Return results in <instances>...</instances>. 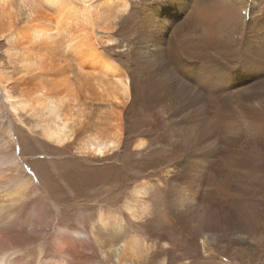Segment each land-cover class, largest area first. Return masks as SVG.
<instances>
[{
  "label": "bare ground",
  "instance_id": "bare-ground-1",
  "mask_svg": "<svg viewBox=\"0 0 264 264\" xmlns=\"http://www.w3.org/2000/svg\"><path fill=\"white\" fill-rule=\"evenodd\" d=\"M145 1L137 3L136 8L132 0H23L25 4L41 5V9L29 17L28 10L20 6L21 0H0V39L9 43L6 53L15 64L17 79L22 81L12 88L9 74L0 65V125L7 122L0 130V226L4 218L15 214L18 201L23 203L26 190L30 186L37 189L32 185L37 180L31 166L39 165V160L29 163L23 151L20 156L18 126L8 113L20 122V113H28L33 118L28 131L32 134L36 129L53 149L66 153L65 148L76 142L85 119L91 101L87 93L105 102L110 111H102L92 130L76 142L74 152L78 157L115 155L124 145L127 109L146 117L149 110L180 114L193 108L185 115L188 130L186 125L181 126L183 136L197 130L191 129L197 120L213 117L214 121L200 133L193 131L191 140L174 134L171 139L175 138L176 148L191 143L195 146L201 137L213 136L215 130H233L235 125H231V121L239 113L256 134L252 138L239 136L220 140L222 151L239 165L249 163L245 156L252 151L256 155L252 161L257 164L264 161V105H250L238 91L245 82L264 83V1L253 0L249 4L247 0H154L162 9H169V14L158 12L155 3ZM192 2L197 5L192 7ZM134 11L138 12L133 14ZM124 14H133L134 22L143 25L147 34L142 45L130 37L133 41L129 49L138 54L135 61H130L133 68L103 49L106 43L115 42L111 31L114 32L117 20ZM209 49L218 50L221 58L201 53ZM170 63L178 67L177 74ZM190 80L198 82L197 86H192ZM200 103L203 105L196 107ZM146 147L145 139L135 140L134 150ZM67 159L64 158L60 168L56 167L52 173L41 172L47 180L48 197H52L54 191L75 192L73 184L93 186L105 178L97 169L92 181L83 180L87 168L78 161L68 164ZM164 182L161 179L138 182L120 210L104 207L102 202L107 197L96 199L98 208L90 217L79 207V213L72 217L79 226L74 227L65 220L64 212L54 201L57 219L65 224H58L56 232L59 233L53 234L54 252L46 255L41 243L35 254L25 251L23 246L4 251L5 247L1 246L4 237H0V264H77L74 259L80 248L93 246L100 249L104 263L112 259L115 264H141L140 260L148 255L150 264L162 254L170 253L173 247L172 242L165 239L167 233L162 232L161 238L155 241L138 229L151 219L173 225L180 223L181 227L189 223L192 230L189 240L213 256L211 246L218 233L244 232L251 229L260 216L264 218V205L255 209L256 206L248 203L244 190L227 183H213L214 192L227 201L225 208L219 209V205L211 201L208 196L212 191L206 194L196 188V184L204 186L203 182H195L187 185L176 198L167 199L160 194L161 200L176 208L158 210L155 195L156 191H164L161 187ZM49 216V213L46 217L35 211L34 219L22 220L17 214L13 217L25 229L30 228L29 232L39 231L44 237ZM2 229L0 227V231ZM165 263V259H161L157 264Z\"/></svg>",
  "mask_w": 264,
  "mask_h": 264
},
{
  "label": "rangeland",
  "instance_id": "rangeland-1",
  "mask_svg": "<svg viewBox=\"0 0 264 264\" xmlns=\"http://www.w3.org/2000/svg\"><path fill=\"white\" fill-rule=\"evenodd\" d=\"M141 1L143 0H132V3H134V7L137 8L139 6L137 3ZM155 1L146 0L145 2L154 4ZM247 1L251 4L253 0ZM155 5V9L158 12L162 14L170 13L168 11L169 9L164 10L157 3H155ZM194 5L197 4L192 2V7ZM188 10L190 12V8H188ZM137 12L138 11L133 14ZM183 12H186V10ZM128 14L122 15V17L117 20L118 23L114 28V32L111 31V34L113 33L116 38L115 42L106 43L103 49L107 54L115 57L125 65L130 66V61H135L136 57H138V54L135 53L133 49H129L132 41L136 40L140 43L139 45H142V42L145 41V39L147 40V34L143 25L134 22L136 19L132 16L133 14L131 16H128ZM123 38H126V40ZM8 48L9 43L4 39H0L1 68L4 67L3 69L7 75L9 74L10 86L13 85L18 87L19 84H22V81L17 79L19 78V74H17L12 58L6 53ZM201 53L211 57L221 58L218 50L209 49ZM169 65L177 74L178 67L172 63ZM130 67L133 68L132 64ZM188 82H190L192 86H197L196 84L198 83H194L193 80ZM257 82L260 83V81H256V83ZM245 83L241 84L238 88L240 95H242V99L249 102L252 106L257 107L264 105V83L258 85H254L253 81ZM87 95L91 101H89L87 105L85 119H83L82 126L80 130H78L76 142L79 141L81 136L92 130L93 125L100 118L102 111H110L106 109L105 102L95 99V97L91 98L92 96L89 93H87ZM202 105L203 103H200L197 104L196 107ZM191 109L193 108H188L180 114L172 111L155 113L153 110H149V114L146 117L143 115L139 117L136 115L135 111L127 109L124 145L115 155H111L107 158L78 157L74 152V148L77 144L76 142L71 143L65 148L67 151L66 153H59L38 134L36 129L32 134L28 131V127L33 125V118H31L28 113H20L21 122L16 120L15 115L8 113L11 115L13 123L18 126L17 149L19 150L20 156L22 157L23 152L26 153L29 163L39 160V165L35 167L30 164L31 168L33 167L32 172L37 180L36 183L33 182L32 185L35 184L37 189L30 186L26 190L22 197L23 203L18 201L14 207L15 214H17V218H21L22 220L27 217L33 218L35 211L42 212L46 217L49 213L50 216L47 218L49 220H47L48 224H46L47 227L43 237L39 231L37 233H32L29 232L30 228L25 229V226L21 224V222H18V224L13 217L15 214L13 216L6 215L7 217L3 219V224L0 226L3 228L2 231H0V237H4L1 243V246L5 247L4 251L13 248V246H23L22 248L25 249V251L30 250V253L35 254L37 253V245L41 243L43 245V250L46 252L45 254H52L56 249L53 244V238L59 233V231L56 232V230L59 229L57 225L60 224L61 226H65V224L60 223L57 219L58 215L55 208L56 205L53 204L54 201L59 204L60 210L64 212L65 220H68L70 222L69 224L73 227L79 226L72 218H75V215H77L79 207H82L83 212L90 217L98 208V205L95 204L96 199L100 200L101 198L104 199L107 197L106 201L102 202L104 207L120 210L125 200L130 196L135 184L142 180L155 182L156 179H161L165 181L161 184L164 191H156L155 195L157 199V206H155L158 207V210L164 208L166 210H175L176 208V205H170L167 201L161 200L162 197L160 198V194L162 196L163 193L167 199L176 198L183 192L187 185L195 182L204 183L202 187H199L198 184H196L197 187L195 186L196 188H200L201 192L205 191L204 193L206 194L209 191L213 192L212 195L208 197H211V201L219 205V209L222 207L225 208L224 202L226 200L217 192H214V184L216 183L218 185L219 183H227L228 185L235 186L238 190H244L247 193V197H245L249 199V202H247L253 204L254 207L256 206L255 209L262 208L264 205V161H260L258 164L257 161H252V157L256 156L254 151H252L248 152L245 156L249 163H246V165H239L235 161L230 160L229 157H226L221 147V141L224 139H232L239 136L252 138L255 136L256 130L249 125L245 117L244 119L243 116H241L242 114L237 113V115L235 114L236 117L231 121V125H235L233 130H218V132L215 130L213 133L215 132L216 134L212 133L213 136L210 134L209 137H201L199 140L200 143L195 146L191 143L176 148L177 143L174 140L175 138L171 139L174 134L176 136L179 134L182 138L185 137L191 140L193 131L194 133H200V131L209 128L212 121H214L213 117L207 118L205 121L197 120L198 123H194L191 129H197L198 131L191 130L190 133L183 136L184 130H181V126L186 125L185 129L188 130L185 115H188ZM5 121L2 122L3 124L1 123L0 130H2L3 126L7 123H5ZM139 138L146 140L147 147L141 151H136L134 150V142ZM3 149L5 148L3 147ZM64 158H69L66 160L68 164L72 161H78L82 163L83 168H87V171H84L83 180H93L98 170L104 173L99 174L105 178L101 179L97 185L93 186L73 184L75 192L71 193L65 190L54 191V193L57 194L48 197L46 194L47 192H45L47 180L41 175V172L47 170L48 173H52L55 171L56 167L60 168L59 166L62 164L61 162ZM252 163L255 164L257 168H254ZM48 173L46 175H48ZM45 177L47 178V176ZM153 192H155V190H153ZM61 215L62 214H60L59 217H61ZM189 225L188 223L186 226L181 227L180 223L173 225L163 220L151 219L148 224L138 228L141 232L149 234L155 241L161 238L162 232H165L168 234L165 235V239H169L173 244L170 253L162 254L155 259V261H150V264H157L161 259H165V264H264V218L262 216L259 217L257 223L252 226L251 229L249 228L244 232L236 234L230 231L218 233L214 245L211 246L213 249V256L210 253L204 252L202 246H197L189 240L192 238V230H190ZM21 226H24V228L22 229ZM199 243H201V241ZM160 246L161 243L159 248H161ZM0 252H2L1 248ZM101 254L97 246L80 248L79 252L75 255L74 261L77 264H115L112 259L104 260L107 263L102 262ZM140 263L149 264L148 255L143 257Z\"/></svg>",
  "mask_w": 264,
  "mask_h": 264
},
{
  "label": "clouds",
  "instance_id": "clouds-1",
  "mask_svg": "<svg viewBox=\"0 0 264 264\" xmlns=\"http://www.w3.org/2000/svg\"><path fill=\"white\" fill-rule=\"evenodd\" d=\"M22 8H26L28 10V16L31 17L36 13V11L41 9V5L39 3H33V4H25L23 3V0H21V5Z\"/></svg>",
  "mask_w": 264,
  "mask_h": 264
}]
</instances>
